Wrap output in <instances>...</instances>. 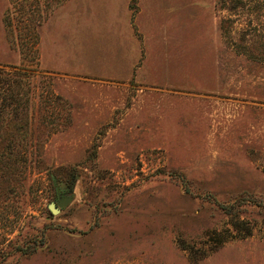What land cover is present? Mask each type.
<instances>
[{
  "label": "rangeland",
  "instance_id": "obj_1",
  "mask_svg": "<svg viewBox=\"0 0 264 264\" xmlns=\"http://www.w3.org/2000/svg\"><path fill=\"white\" fill-rule=\"evenodd\" d=\"M7 79L0 264H264V0H0Z\"/></svg>",
  "mask_w": 264,
  "mask_h": 264
},
{
  "label": "trees",
  "instance_id": "obj_2",
  "mask_svg": "<svg viewBox=\"0 0 264 264\" xmlns=\"http://www.w3.org/2000/svg\"><path fill=\"white\" fill-rule=\"evenodd\" d=\"M7 78H8V76H7ZM9 83H10L9 80L7 79L5 82L6 87H1V90H3V93L5 92L4 93L5 95L0 96V97H2V98H0V101H1V103H3V104H0V111H1L0 117L2 116V114H6V112H5L6 109L12 107V105L14 104V101H16V99H18L17 95H15L16 91L14 89H12V86ZM3 119H4V116H3ZM11 120H13V118H11ZM6 149H8V148H6ZM0 169H1V166H0Z\"/></svg>",
  "mask_w": 264,
  "mask_h": 264
},
{
  "label": "water",
  "instance_id": "obj_3",
  "mask_svg": "<svg viewBox=\"0 0 264 264\" xmlns=\"http://www.w3.org/2000/svg\"><path fill=\"white\" fill-rule=\"evenodd\" d=\"M71 201L72 197H61L59 194H57L56 202L50 203L47 206V209L52 215H57L62 209L66 208L71 203Z\"/></svg>",
  "mask_w": 264,
  "mask_h": 264
}]
</instances>
